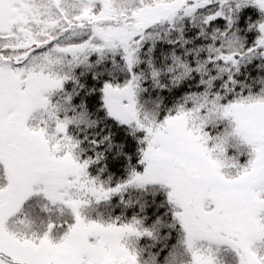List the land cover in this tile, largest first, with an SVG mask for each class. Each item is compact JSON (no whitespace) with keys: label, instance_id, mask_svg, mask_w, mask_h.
Returning <instances> with one entry per match:
<instances>
[{"label":"rangeland","instance_id":"rangeland-1","mask_svg":"<svg viewBox=\"0 0 264 264\" xmlns=\"http://www.w3.org/2000/svg\"><path fill=\"white\" fill-rule=\"evenodd\" d=\"M98 1L132 28L147 23L151 30L136 40V31L121 38L112 23L72 29L0 76L4 111L18 125L7 138L18 141L21 155L35 153L12 188L0 193L8 192L10 201L40 195L80 218L91 203L125 199L128 186L157 183L169 191L175 211L196 215L185 218L190 255L177 264H264V0H221L212 16L200 6L183 7L165 26H154L155 8L179 0H0V47L41 44ZM84 32L91 37L79 48L62 46ZM98 63L130 65L134 79L89 82L69 72ZM142 92L166 98L165 113L146 112ZM97 112L102 116L89 125L87 113ZM113 125L129 133L137 161L110 185L107 156L88 143L108 140ZM195 193L201 198L193 209ZM233 230L241 233L232 237ZM5 234L32 253L29 264L50 263L36 258L38 243L46 241L41 252L60 258L57 264H130L136 244L154 235L138 217L79 220L56 241L9 210L0 213L1 239ZM177 254L172 250L169 260ZM0 264L11 263L0 256Z\"/></svg>","mask_w":264,"mask_h":264},{"label":"trees","instance_id":"trees-1","mask_svg":"<svg viewBox=\"0 0 264 264\" xmlns=\"http://www.w3.org/2000/svg\"><path fill=\"white\" fill-rule=\"evenodd\" d=\"M219 1L221 0L173 1L170 4L160 5L155 8L156 10L153 12L154 18L152 21H156L154 26H165L174 15L185 12V9L193 6H200V12L205 16L217 15L220 10ZM103 5L104 3L98 1L90 10L70 21L66 30H57L50 36L51 38L49 40H44L41 44L33 43L28 47L17 49L0 47V76L9 72V67L12 69L19 65L20 61L24 60L26 56L45 52L55 39H59L65 32H69L72 29L91 31L100 25L112 23L119 27L118 34L121 38L128 39L133 36L128 35V30L133 32L136 31V40L144 35V33L151 30L152 26L147 23L139 25L137 28H132V24L128 23L124 16L114 14L109 4H107L105 8ZM183 7H185V9ZM173 11L175 12L171 15ZM106 19L108 21H106ZM90 37V32L88 34L84 32L81 37L73 38L67 43H62V46L71 45L70 47L79 48L80 45ZM69 72L71 76L87 79L89 82H95L105 78L116 79L122 83H129L134 79V73L130 65L117 67L98 63ZM3 83H5V80ZM95 85L96 83H94V86ZM1 92L3 91L0 86V93ZM7 93H9V90H7ZM139 96L144 110L150 115H162L165 113L166 98L162 97L161 94L142 92ZM158 103L161 104L158 106ZM5 106L6 104L0 99V190H5L7 187L12 188L13 181L19 176L17 172L20 174L23 168L25 169V166L28 165L30 157L34 158L33 154H35L21 155L18 151V141L13 137L11 139L7 138V135L12 134L13 130L17 128L16 126L18 125L13 126V123L9 122L10 116H7V110L4 111ZM10 106L15 105L11 104ZM12 116L14 120L18 118L19 121L18 114ZM101 116L99 112L92 116L87 113L88 124H92L94 119L99 120ZM102 126V122L99 123V128ZM109 135L108 140H103L100 144L89 142L88 146L90 150L103 151L107 156L104 159V163L108 162L110 170H108L107 180L104 182L105 184L111 185L125 179V170L128 167V163L132 160L131 165H133L135 161H137V153L133 143L129 144V133L123 131L122 127L113 125ZM79 151L83 153L82 148H80ZM9 196L10 194L8 192L0 193V213L4 210H9L11 218L24 219L28 217L29 221L36 224L39 228L44 229V231H47L56 241L62 240L60 236L63 233H70L72 227H74L79 220L84 222L103 223L115 218L138 217L141 218V221L143 220V222L150 226L154 235L148 237L145 243L138 242L136 244L138 250L132 257L130 264H177V261L179 263L182 261V258H189L190 254L184 246V239L187 237L184 221L187 215L191 217H196V215L193 210L188 213H186V211H181V209L175 211L171 204L173 198L170 196L169 191L157 183H146L137 188L128 186L125 191V199L91 203L84 208L83 212L80 214V218H77L71 212L69 213L66 210L59 209L58 206L50 203L40 195L28 194L23 196L19 201H10ZM200 198V193H195L190 196L193 209L200 203ZM247 209L249 208L247 207ZM176 212H178V214ZM201 217H203V215H201ZM243 228L247 230L246 224ZM239 233L241 232H235L233 230L230 236L237 237ZM5 236L7 240L1 239L0 237V256H3L5 260L11 264H29L27 259L32 253L18 248L17 245H21L20 243L14 241L6 234ZM87 238L91 241L99 239V237L93 235H89ZM46 242L47 243H38L40 248L37 252V256H35L42 260L46 258V260L50 261L49 264H57V262H60V258H52L51 255L41 252V247L47 248L46 246L50 245L48 241ZM6 247L11 251L5 253L1 250ZM172 250L174 253L178 254L175 255L176 259L173 260L171 258L169 260ZM5 254L13 256V260ZM47 262L48 261L42 264H48Z\"/></svg>","mask_w":264,"mask_h":264},{"label":"water","instance_id":"water-1","mask_svg":"<svg viewBox=\"0 0 264 264\" xmlns=\"http://www.w3.org/2000/svg\"><path fill=\"white\" fill-rule=\"evenodd\" d=\"M10 85H11L10 86L11 87V93L12 94H15V93L17 94V92L15 91L16 90V79H13L11 81ZM6 98H7V96H6ZM18 136L21 137V138H23L27 142H29V140H30L29 137H28V135L26 133H24V132L19 131ZM263 141H264V139H263Z\"/></svg>","mask_w":264,"mask_h":264},{"label":"flooded vegetation","instance_id":"flooded-vegetation-1","mask_svg":"<svg viewBox=\"0 0 264 264\" xmlns=\"http://www.w3.org/2000/svg\"><path fill=\"white\" fill-rule=\"evenodd\" d=\"M13 126H16V124L14 125V124H12Z\"/></svg>","mask_w":264,"mask_h":264}]
</instances>
